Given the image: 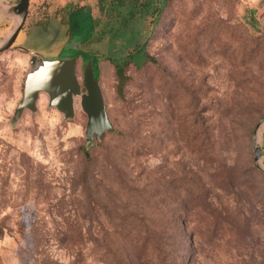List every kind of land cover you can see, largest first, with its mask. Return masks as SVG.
<instances>
[{
  "label": "rangeland",
  "instance_id": "1",
  "mask_svg": "<svg viewBox=\"0 0 264 264\" xmlns=\"http://www.w3.org/2000/svg\"><path fill=\"white\" fill-rule=\"evenodd\" d=\"M154 1L122 89L104 60L122 41L92 47L115 131L89 148L87 117L64 122L45 95L11 126L29 62L0 57V264H113L128 247L130 264H154L156 240L164 264H264V0ZM90 3L86 23L102 16ZM56 35L14 47L52 61Z\"/></svg>",
  "mask_w": 264,
  "mask_h": 264
},
{
  "label": "water",
  "instance_id": "2",
  "mask_svg": "<svg viewBox=\"0 0 264 264\" xmlns=\"http://www.w3.org/2000/svg\"><path fill=\"white\" fill-rule=\"evenodd\" d=\"M30 10V0L20 2L10 10L14 15L15 23L11 34L0 41V54L10 51L23 30ZM82 37H79L81 40ZM81 41H73L66 45L59 58L46 61L34 56L30 59V69L24 81L23 97L18 102L11 126L21 120L28 111L32 114L38 112V101L41 95L48 98V107L57 110L64 122L73 121L79 109L86 117L85 141L87 148L95 145L105 134L114 132L107 107L100 88L99 74L95 72L93 60L86 62L83 68L82 81L77 74V59L72 58L80 49ZM264 125V117L258 127ZM262 148L255 146V164L264 172L260 165Z\"/></svg>",
  "mask_w": 264,
  "mask_h": 264
},
{
  "label": "trees",
  "instance_id": "3",
  "mask_svg": "<svg viewBox=\"0 0 264 264\" xmlns=\"http://www.w3.org/2000/svg\"><path fill=\"white\" fill-rule=\"evenodd\" d=\"M158 3L162 5L163 2L158 0ZM85 8L86 5L81 6L80 2H70L67 9V17L65 18L66 22H72L78 28L82 22L86 23L87 20L85 18L82 21L80 18L82 10ZM100 8L102 16L99 18L91 16L88 23H86L89 28L83 30L89 33V37L85 42L89 51L88 56H93L99 61L97 51L92 48L94 43H104L108 49L113 47L116 40H121L122 44L120 46L114 45V48H111L112 54L104 55V60L115 66L116 75L120 82L119 89H122L126 82V67L131 63L135 64L137 56L143 50L145 51L147 46V40L141 44L138 43L135 29L139 23L147 22L153 30L159 22L160 8L154 0H103ZM59 9L62 10L64 7ZM141 48L142 51L140 50ZM84 153L87 163L90 164L89 153L86 150ZM1 235L3 236V233ZM110 244L114 245L112 242ZM154 244L156 256L153 258V263L164 264L161 243L156 240ZM127 251L129 253L125 257L118 256V251H115L112 255L113 264H130L129 258L134 254V251L129 249V247Z\"/></svg>",
  "mask_w": 264,
  "mask_h": 264
},
{
  "label": "flooded vegetation",
  "instance_id": "4",
  "mask_svg": "<svg viewBox=\"0 0 264 264\" xmlns=\"http://www.w3.org/2000/svg\"><path fill=\"white\" fill-rule=\"evenodd\" d=\"M66 17H67L66 9H64L63 11L60 9L50 11L49 6H47V5H41L40 6L39 5V8H36L35 11L30 10L24 28L26 27V25H29V26L34 25V26H31L32 29L27 33L28 36L30 35L29 37H31L33 35V38H32L33 41H34V39H37V38L39 41H45L46 37H50L51 35L55 36L56 32H58V34L56 35L57 37L55 38V42L58 41V39L60 37V38H64L65 43L62 46V48L60 49V51L55 54L56 56L52 55L53 57H56V58L60 57V55L63 53V50L67 44H69L70 42H73V41H81L79 39V36L84 34L83 36L85 37V39L83 41H81L79 51L75 52L74 56L72 57V58L77 59V67H76L77 74L79 76L78 69L81 70V72H83V68L85 67V64H86L85 60L86 59L84 60V56L87 57L88 61L93 60L94 70H95V72H98L99 61L96 60L95 57H93V56H88L89 51L87 50V47L85 44V42L87 41V39L89 37V33H87L86 31L85 32L82 31L79 33L78 32L79 29L75 24H73L72 22H70V23L66 22V20H65ZM14 45H13L12 50L7 51V52L17 51V52L21 53L22 55H27L29 57V60H28L29 69H30V59L32 57H34V56L38 57L39 61L44 59L39 54L28 52L27 48L24 45L18 46V47H14ZM7 52L1 53L0 57ZM79 79L82 81V77L79 76ZM23 90H24V87H23Z\"/></svg>",
  "mask_w": 264,
  "mask_h": 264
},
{
  "label": "crops",
  "instance_id": "5",
  "mask_svg": "<svg viewBox=\"0 0 264 264\" xmlns=\"http://www.w3.org/2000/svg\"><path fill=\"white\" fill-rule=\"evenodd\" d=\"M19 2L20 1H18V0L13 1V2L11 0H0V24L4 23V22L5 23L7 22L8 24H11V27L6 29L5 34L2 37H0V41L5 40L6 38H8V36L11 34V32L13 30V26H14V23H15V17H14V15L10 14L9 12ZM64 2H65V0H64ZM67 2H71V3L72 2H80L81 6L86 5V8L84 10H82V12L89 11V9H91V12H93L92 8L90 7V5H91L90 0H66L65 3H67ZM39 5L40 6L41 5L49 6L50 11L51 10L53 11V10H56L57 8L63 7L59 0H30V10L31 11L32 10L35 11L36 8H39ZM30 10H29V12H30ZM92 14L93 13H91V15ZM92 16H94V15H92ZM31 26H34V25H30V26L26 25V27L21 31V33L24 32V33L27 34L32 29ZM19 36H18V38H19ZM13 52H14V54H16V56H18L21 59H23V61L28 62L29 57L27 55H22L21 53H19L17 51H13ZM13 52H11V53H13Z\"/></svg>",
  "mask_w": 264,
  "mask_h": 264
}]
</instances>
